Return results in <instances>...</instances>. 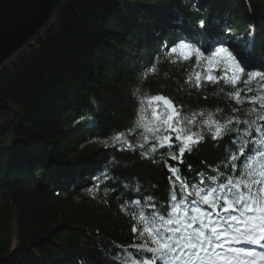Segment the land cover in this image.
Instances as JSON below:
<instances>
[{
    "label": "trees",
    "instance_id": "trees-1",
    "mask_svg": "<svg viewBox=\"0 0 264 264\" xmlns=\"http://www.w3.org/2000/svg\"><path fill=\"white\" fill-rule=\"evenodd\" d=\"M221 38L224 46L250 51L249 70L264 71V0L56 1L48 23L0 65V264H139L137 257L150 254L129 247L145 242L131 231L133 208L162 214L183 199L188 219L210 211L170 184L163 162L142 158L148 145L121 151L112 138L134 127L137 87L141 95L172 98L186 115L205 113L197 124L209 112L221 121L255 119L246 115L254 105L228 96L230 85L186 84L194 59L173 64L164 52L181 39L214 49ZM237 87L242 96L248 87L247 95H256L258 83ZM128 138L143 142L139 130ZM235 139V132L221 141L206 134L183 164L168 163L180 168L189 191L202 177L205 189L227 184L249 160L247 145L243 156L232 147ZM160 153L167 159L160 149L156 160Z\"/></svg>",
    "mask_w": 264,
    "mask_h": 264
},
{
    "label": "snow or ice",
    "instance_id": "snow-or-ice-1",
    "mask_svg": "<svg viewBox=\"0 0 264 264\" xmlns=\"http://www.w3.org/2000/svg\"><path fill=\"white\" fill-rule=\"evenodd\" d=\"M200 27H205L203 20L200 21ZM222 39L217 41L220 46L213 49L209 45L203 51L195 44L181 39L171 46L165 45L164 52L168 61L173 64L187 63L194 59L192 71L185 79L186 84L193 86L194 81L197 90L207 84L222 82L230 85L235 90L228 92V96L238 105H254L246 115H255V119L241 121L233 116L221 121L209 112L197 124L195 117H203L205 113L186 115L181 111L182 106L172 98L161 94L141 95L140 88L137 87L132 93L138 101L134 127L127 130V135L118 132L112 138V146L120 145L121 151H135L148 145V150L141 152L142 158L153 163L163 162L171 174L170 184L178 183L183 194L199 197L200 202L210 209L206 214L193 215L188 219L187 211H182L185 203L183 199L174 204L171 211L162 214L155 211L146 214L133 208L128 213L133 221L131 231L145 242L129 247L134 248L137 254H150L148 259L137 257L139 264H264V127L257 125L252 128L256 121H264V71L249 70L250 51H237L224 46ZM156 70L155 66L151 68L152 72ZM253 82L258 83L257 94L247 95L253 92V88L248 87L246 94L242 96L244 90L237 86L251 85ZM232 111L235 113L237 109L233 108ZM237 124L248 127L240 132L234 127ZM137 130L142 143H133L128 138ZM234 132L236 139L232 141V147L243 156L247 145L249 154L243 175L237 179H229L227 184L220 183L218 187L209 189L200 187L205 184L202 177L200 186L193 183L191 188L194 192L189 191V184L183 179L180 168L169 164L168 160L183 164L184 154L191 153L204 142L206 134L211 140L221 141ZM254 134H259L258 138L252 139ZM236 145L239 147H235ZM104 146L109 145L105 143ZM160 149L167 150V159L164 158V153H160V160L154 158ZM236 159V156L231 157L233 162ZM88 191L91 194L93 190ZM170 198L177 201L175 193ZM153 200V196L147 197L150 207L154 209L156 205L152 203ZM130 203L140 205L141 200L134 199ZM121 210L125 211L126 206H122ZM196 211L199 212L198 209ZM238 244L250 247L234 246ZM124 264L136 262L128 259Z\"/></svg>",
    "mask_w": 264,
    "mask_h": 264
},
{
    "label": "water",
    "instance_id": "water-1",
    "mask_svg": "<svg viewBox=\"0 0 264 264\" xmlns=\"http://www.w3.org/2000/svg\"><path fill=\"white\" fill-rule=\"evenodd\" d=\"M57 0H0V65L49 21Z\"/></svg>",
    "mask_w": 264,
    "mask_h": 264
},
{
    "label": "rangeland",
    "instance_id": "rangeland-1",
    "mask_svg": "<svg viewBox=\"0 0 264 264\" xmlns=\"http://www.w3.org/2000/svg\"><path fill=\"white\" fill-rule=\"evenodd\" d=\"M192 88H195V87H194V81H193V86H192ZM13 243H14V241H13ZM234 246H235V247H242V246L244 247V245H242V244H238V245H234Z\"/></svg>",
    "mask_w": 264,
    "mask_h": 264
}]
</instances>
